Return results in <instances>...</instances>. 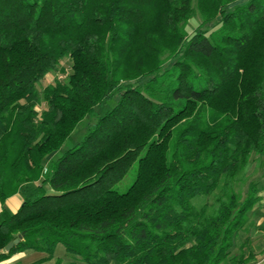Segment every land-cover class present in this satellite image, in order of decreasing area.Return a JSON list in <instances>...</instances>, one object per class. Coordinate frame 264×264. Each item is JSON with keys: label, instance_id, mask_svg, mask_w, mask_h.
Returning <instances> with one entry per match:
<instances>
[{"label": "trees", "instance_id": "obj_1", "mask_svg": "<svg viewBox=\"0 0 264 264\" xmlns=\"http://www.w3.org/2000/svg\"><path fill=\"white\" fill-rule=\"evenodd\" d=\"M262 160L264 0H0V261L249 264Z\"/></svg>", "mask_w": 264, "mask_h": 264}, {"label": "crops", "instance_id": "obj_2", "mask_svg": "<svg viewBox=\"0 0 264 264\" xmlns=\"http://www.w3.org/2000/svg\"><path fill=\"white\" fill-rule=\"evenodd\" d=\"M255 176L256 178H258L257 183L259 185V193H258L259 202L252 210V219L255 222V225L259 227L261 230L259 232L260 239L255 243H253L252 241V246L255 247V253H254L255 259L249 264H264V160L260 162L258 169L256 170ZM21 204H22V198L18 194L9 197L3 203L0 202V221L2 219L3 211L9 214H14L21 207ZM55 252H54V259L63 258L65 250L63 249V253L59 256H57ZM45 257L46 255L44 253H38V252L15 253L12 254L9 258L5 260H1L0 264H34L44 259ZM51 263H45V264H51Z\"/></svg>", "mask_w": 264, "mask_h": 264}, {"label": "rangeland", "instance_id": "obj_3", "mask_svg": "<svg viewBox=\"0 0 264 264\" xmlns=\"http://www.w3.org/2000/svg\"><path fill=\"white\" fill-rule=\"evenodd\" d=\"M194 16H195V18L190 20L189 25L187 26L188 35L193 34V32H194V30L198 24H201L202 26H204L202 23L203 20L201 19L199 13L195 12ZM210 20H211V22L207 23V21H205V23H207V25L211 23V25H212L213 20L212 19H210ZM70 73H71V61L68 59H65L61 62V64L57 68V70L49 73L45 77V79L38 85V87H37L38 91L41 92L43 90V88H45L47 85H52L56 79H60V80L65 81L67 79V76ZM106 108L107 107H105L104 105L98 106V107H96L95 111L98 114H102L106 110ZM88 121H89L88 119L85 120V123H88ZM85 133H86V128L83 125H78L76 127V129L73 131V133L71 134L70 138L64 143L62 150H65L67 148H71L75 143H78L81 140V138L84 136ZM130 182L131 181L129 179H126L123 183L124 188H126V186L130 184ZM122 190H124V189H122ZM241 237H243V236H241ZM259 239H260V233L258 232L257 234H255L253 236L252 241H253V243H255ZM63 249H64L63 246L59 245L56 249L55 254L57 256L61 255L63 253Z\"/></svg>", "mask_w": 264, "mask_h": 264}, {"label": "water", "instance_id": "obj_4", "mask_svg": "<svg viewBox=\"0 0 264 264\" xmlns=\"http://www.w3.org/2000/svg\"><path fill=\"white\" fill-rule=\"evenodd\" d=\"M218 19V18H217ZM21 235H18L17 238L15 240H13L12 242L8 243L4 249H3V253H7L8 251H10L15 245H17L19 243V241L21 240Z\"/></svg>", "mask_w": 264, "mask_h": 264}]
</instances>
